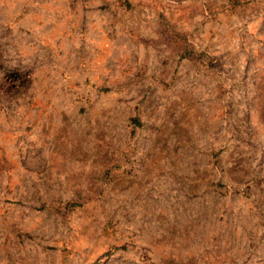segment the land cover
I'll list each match as a JSON object with an SVG mask.
<instances>
[{
    "label": "rangeland",
    "instance_id": "obj_1",
    "mask_svg": "<svg viewBox=\"0 0 264 264\" xmlns=\"http://www.w3.org/2000/svg\"><path fill=\"white\" fill-rule=\"evenodd\" d=\"M0 264H264V0H0Z\"/></svg>",
    "mask_w": 264,
    "mask_h": 264
}]
</instances>
